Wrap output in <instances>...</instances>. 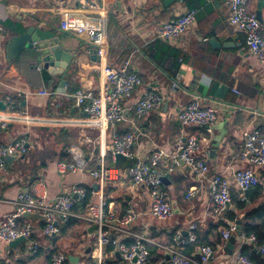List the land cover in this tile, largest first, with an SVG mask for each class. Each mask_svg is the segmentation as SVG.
Instances as JSON below:
<instances>
[{"label":"crops","instance_id":"crops-1","mask_svg":"<svg viewBox=\"0 0 264 264\" xmlns=\"http://www.w3.org/2000/svg\"><path fill=\"white\" fill-rule=\"evenodd\" d=\"M98 1L104 7L99 11L101 14L83 10L74 0H0V25L3 27L0 39L1 102H5L7 95L19 91L23 95L20 100L22 110L32 114L58 111L73 117L83 116L73 94L80 88L94 93L99 91V71L94 64L98 58L93 50H97L100 39L107 44L106 63L118 66L129 58L131 68L141 78V84L123 102L124 121L114 127L98 131L45 125L26 128L12 123L6 129L0 128V143L8 142L28 129L32 146L27 155L14 157L7 162V170L0 172V219L14 210L16 194L31 190L40 178L46 182L49 198L79 184L88 191V201L95 202L97 195L102 193L112 205L117 219L129 208L137 212L136 220L128 226L132 233H145L164 245L171 242L176 232L185 238L190 223L196 222L199 243L193 246L192 252L199 244H209L215 249L210 264H239L237 258L244 245L236 233L228 240L221 237L225 227L214 220L209 180L220 173L229 181L230 194L241 196L233 175L237 169L251 166L241 155L244 132L264 126V68L249 52L244 34L230 26L227 0H183L168 7L163 6V0ZM191 8L196 10V20L187 34L175 41L154 36L159 23ZM248 9L256 14L260 11V33L264 36V0H250ZM28 25L50 30L59 36L63 49L72 54L63 73L50 75L43 66L37 69L40 62L35 49H24L16 59H6L4 36L9 32H22ZM211 38H215L220 47L214 46ZM223 43L228 44L224 47ZM45 73L51 77L48 82ZM62 79L65 80V92L58 91ZM173 82L177 83L174 89L171 88ZM55 84L54 94H37L43 89L52 92ZM145 90L159 92L162 103L158 109L138 118L135 101ZM194 97L216 110V119L209 131L197 125L183 128L177 120V112ZM129 131L135 134L132 150L139 161L148 158L154 147L172 152L176 141L184 139L186 133L205 139L200 141L197 151L208 165L205 179L200 180L183 162L172 165L167 156L159 164L164 174L163 185L174 210L170 220H157L151 215L145 186H133L125 175L105 182L90 175L101 163L121 169L134 163L126 160L116 165L109 152L113 135ZM74 154L84 158L83 169L58 171V163H72ZM254 169L264 181V166ZM190 187H195L196 191L186 199ZM261 200H264V190ZM232 208L230 204L228 209ZM36 222L39 227L41 222L38 219L33 223ZM71 228H75L76 235L70 245L63 246L66 251L62 252L67 258L65 264H90V254L96 246L95 229L82 220L73 219L61 235ZM115 235L125 242L132 241L123 232L115 231ZM51 237L48 239L55 236ZM33 238H36L35 234ZM227 242H231L232 247H227ZM56 245L53 241L45 242L43 246L39 243V248L34 251L29 250L26 241L16 248L0 243V264H25L35 255L39 256V262L35 264H50L52 254L49 256V253L57 249ZM148 248L146 264H169L167 253L160 246L150 244ZM103 255L106 264H127L111 245L104 248Z\"/></svg>","mask_w":264,"mask_h":264},{"label":"built area","instance_id":"built-area-1","mask_svg":"<svg viewBox=\"0 0 264 264\" xmlns=\"http://www.w3.org/2000/svg\"><path fill=\"white\" fill-rule=\"evenodd\" d=\"M83 10L101 14L104 9L98 0H74ZM250 0H227L228 22L230 26L244 34L245 44L264 68V36L260 33V21L256 13L248 9ZM196 20V10L191 8L185 12L175 15L170 19L159 23L154 32L156 38L175 41L187 34ZM3 27L0 25V39ZM98 47L95 55V67L99 71V91L80 88L73 94L75 104L80 107L83 116L73 117L68 114L53 111L50 114H32L22 110L20 100L22 92L7 95L4 102L5 108H0V128L6 129L8 124L19 123L26 128L34 125L73 127L81 129H96L102 131L109 126L114 127L125 119L124 100L131 97L133 91L141 84L139 74L131 68L130 59H124L118 66L106 63L107 44L97 41ZM38 69L42 68L39 64ZM173 82L171 88H176ZM233 91H238L233 88ZM39 95L50 96L53 91L47 89L39 90ZM162 103V95L157 91L145 90L135 101V114L141 118L150 111L158 109ZM17 107V109H15ZM177 120L181 127L188 128L192 125L200 126L209 131L210 125L216 119V110L208 105H203L198 97L191 99L177 112ZM28 130V129H27ZM27 130H23L10 141L0 143V172L7 170L5 157L25 156L31 150L30 138ZM135 134L132 131L123 135H113V142L109 146L110 156L113 161L120 154L126 160L134 163L121 169L119 167H107L101 163L96 169L91 170L90 175L99 182L118 179L121 175L129 178L133 186H145L150 199V213L157 220H170L174 210L169 200L168 193L163 185L164 174L160 171V162L164 157H169L172 165L181 162L188 169L197 174L201 179L206 178L208 165L205 160L197 154L200 141L193 133H186L184 139H178L172 152H165L160 147H154L144 161L135 159L132 150ZM242 158L247 160L251 166H243L234 172L235 184L241 192V199H245L244 192L258 185L261 180L254 167L264 166V126H255L243 134ZM72 163L59 162L58 171L70 170L75 172L82 170L85 164L84 158L74 154ZM210 195L213 203V217L216 222L225 221L227 226L221 232L223 240H228L236 232V220L228 221L225 218L226 204H231L230 184L228 179L220 174H214L209 180ZM195 187H190L185 194L189 199L195 193ZM88 191L79 184L73 185L69 190H63L54 198L48 197L47 186L44 179H39L32 185L31 190L19 191L13 200L14 210L0 219V243L8 244L18 238H26L29 250H37L39 243L33 238L32 228L39 224L24 218L25 213L39 214L38 227L43 236H55L60 233L63 222L73 218L82 220L94 226L96 232V246L91 251L90 264H106L104 248L111 245L115 252L127 264H146L149 258V245L160 246L168 255L169 264H210L215 249L209 244H199L195 252L187 253L186 245L196 240L195 230L197 223L189 225L188 234L182 238L177 232L172 236L168 244H158L153 238L145 233H132L128 226L136 220L138 213L131 208L117 219L112 205L107 203L102 193L97 195L95 202L87 201L82 211L73 210L75 201L87 198ZM115 231L123 232L131 237V242H125L115 235ZM242 245L255 247L254 235L247 236L243 232L237 235ZM262 253L263 249H259ZM66 256L57 253L52 256L50 264H65ZM239 264H252L246 257L238 255Z\"/></svg>","mask_w":264,"mask_h":264},{"label":"water","instance_id":"water-1","mask_svg":"<svg viewBox=\"0 0 264 264\" xmlns=\"http://www.w3.org/2000/svg\"><path fill=\"white\" fill-rule=\"evenodd\" d=\"M183 0H163V6L168 7L173 2H179ZM9 11L12 13L14 11ZM257 17L259 21L261 20L260 11L257 12ZM4 40V54L7 60L16 59L24 49H35L38 52V59L41 62L43 69L46 70L50 75H56L63 73L64 69L67 68L68 64L72 59V54L68 53L63 49L60 44L59 36L55 35L54 32L50 30H44L42 28L36 27L34 25H28L23 28L22 32H16L15 34L7 33V36ZM3 37V38H4ZM3 40V39H2ZM1 40V41H2ZM211 43L220 47V43L215 39H210ZM228 43H223L224 47L227 46ZM93 53H96V49L93 50ZM65 80L62 79L59 83V92H65ZM0 108L4 109V102L0 101ZM8 163H10L14 156L7 155L5 157ZM116 165H119L126 161V158L120 154L116 155ZM230 206V202L226 204V209ZM24 218L35 222L36 220L43 219L39 214L34 213H25ZM242 220H236V234L239 235L241 233ZM94 229V226H92ZM26 238L18 237L8 243V248H16L20 243L25 242ZM227 247H232L231 242H227ZM253 252L257 255H261V252L254 246H250ZM118 255V252H116ZM69 259L71 257L69 256ZM72 260V259H71Z\"/></svg>","mask_w":264,"mask_h":264},{"label":"trees","instance_id":"trees-1","mask_svg":"<svg viewBox=\"0 0 264 264\" xmlns=\"http://www.w3.org/2000/svg\"><path fill=\"white\" fill-rule=\"evenodd\" d=\"M178 57V55H177ZM45 80L48 82L50 76L45 73ZM57 85L52 87V91L55 92ZM21 104V103H20ZM17 109V107H15ZM264 190V181L258 185L251 187L249 190L244 192L245 199H241L238 195H231L232 209H227L225 212V218L230 221L235 218L242 220L241 232L249 235H254L256 238L255 247L263 249L261 255H257L250 248L251 245H244L241 248V256L246 257L251 261L252 264H264V200H261ZM88 201V196L84 200L75 201L73 210L77 211L85 206ZM73 222V218L69 219L64 225L61 226L60 232L65 229L70 223ZM217 225L227 226L225 221L217 222ZM196 233V232H195ZM233 239V237H232ZM199 242L196 240L185 247L187 253H191L193 246Z\"/></svg>","mask_w":264,"mask_h":264},{"label":"rangeland","instance_id":"rangeland-1","mask_svg":"<svg viewBox=\"0 0 264 264\" xmlns=\"http://www.w3.org/2000/svg\"><path fill=\"white\" fill-rule=\"evenodd\" d=\"M41 63V62H40ZM39 63V64H40ZM38 64V65H39ZM38 67V66H37ZM38 69V68H37ZM49 144V143H48ZM46 146H50V145H46ZM46 146H44L43 148H46ZM261 182H263V181H261ZM17 195V194H16ZM16 197V196H15ZM32 231H33V233L35 234V236H36V240L41 244V246H43L44 245V243L45 242H49V241H53V245L54 244H57L56 246H55V248H57V249H55L54 251H52V252H50L49 253V256H51V254H52V256L53 255H55V254H57V253H63V252H65L66 251V249L65 248H63V246L64 245H70V242L72 241V240H74L75 239V228H71V229H69L68 231H67V233L65 234V235H61V233H59V234H57V235H55V237H54V239H52V240H49L48 238H52L51 236H43L41 233H40V231H39V229H38V227L37 226H34L33 228H32ZM41 235V236H40ZM73 242V241H72ZM59 250H61V251H59ZM57 251H59V252H57ZM63 251V252H62ZM54 252H56V253H54ZM64 254V253H63ZM51 256V257H52ZM39 256L38 255H35V256H32L31 258H29L28 260H26L25 261V264L27 263V264H35L36 262H39V258H38Z\"/></svg>","mask_w":264,"mask_h":264}]
</instances>
